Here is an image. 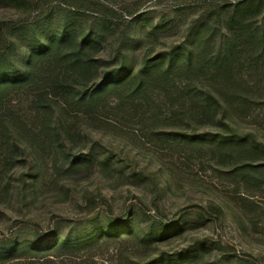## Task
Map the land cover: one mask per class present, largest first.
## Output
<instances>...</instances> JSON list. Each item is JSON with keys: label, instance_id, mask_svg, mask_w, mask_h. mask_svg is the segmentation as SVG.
<instances>
[{"label": "rangeland", "instance_id": "374dc122", "mask_svg": "<svg viewBox=\"0 0 264 264\" xmlns=\"http://www.w3.org/2000/svg\"><path fill=\"white\" fill-rule=\"evenodd\" d=\"M98 1L115 8L118 26L92 53L96 74H74L47 57L26 83L0 89V243L129 218L138 233L182 221L181 234L165 241L116 238L79 257L148 264L205 245L191 264H264V151L223 154L164 135H236L264 150V15L252 24L254 52L222 64L215 54L232 29L221 5L235 0ZM90 3L0 0V68L10 66L4 59L21 67L26 48L67 25V50L97 32L105 7ZM163 53H184L185 61L171 77L139 78ZM123 68L134 76L81 99ZM207 92L219 101L213 117L198 104Z\"/></svg>", "mask_w": 264, "mask_h": 264}, {"label": "trees", "instance_id": "16d2710c", "mask_svg": "<svg viewBox=\"0 0 264 264\" xmlns=\"http://www.w3.org/2000/svg\"><path fill=\"white\" fill-rule=\"evenodd\" d=\"M91 2V5L97 7L104 6L98 0H91ZM221 7L223 10H228V20L232 30L215 54V59L225 64L238 58L243 53L254 52L253 47L258 40L256 35L258 29H252V24H256L257 19L264 15V0H235L234 3L222 4ZM114 9L112 6H106L105 12L99 14L101 18L98 19L101 22L98 24L97 32L90 33L82 41L75 40L73 42L74 46L70 50L65 49L62 45H66L63 42L73 30V25H67V30L59 36L40 37L37 46L30 45L26 48L21 67L13 66L11 62L7 63V60L4 59V64H10V66L0 68V89L8 84L26 83L33 76L35 64L38 60L47 57L57 58L64 65L69 66V70L74 74L89 72L96 74L100 69V65L92 53L99 48L103 36L117 30L118 25L111 22ZM184 57V53L174 56L172 54H160L144 63L138 73L139 75H137L140 78L145 73L149 75L160 71L163 72L164 76L171 77L177 71V64L185 61ZM130 75L134 76L132 72L128 73L125 68L118 70L110 74V77L99 85L100 88L92 93L84 92L81 99L92 101L95 97L100 96L103 91L114 88L118 83L127 80ZM61 86L74 88L73 85L69 84ZM196 91L199 92V88H196ZM198 104L208 117H213L215 115L213 113L219 107L218 98L210 92L206 93L203 103L198 102ZM164 135L172 138H184L190 143H208L223 154L240 153L246 150L259 154L264 151L258 145L248 142L246 138L237 137L236 135L223 137L207 133L190 136L174 132L164 133ZM136 224L135 220L131 218L122 224L112 226H104L96 222L89 231L86 230L76 234L63 235L56 231L42 236L36 235L26 240L19 238L6 240L0 243V264H97L92 260L91 262L84 260L79 255L85 251H94L103 243L116 238L124 239L127 236H134L141 244L149 246L155 242L165 241L173 235H180L185 228L182 221L173 226L152 223L138 233ZM205 252L206 246L202 245L182 254L163 256L158 261L155 260L148 264H191ZM65 256H69V260H60Z\"/></svg>", "mask_w": 264, "mask_h": 264}]
</instances>
